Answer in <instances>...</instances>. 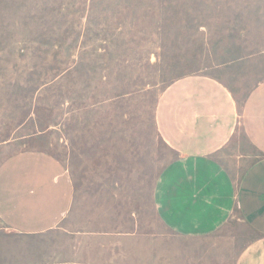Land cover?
I'll list each match as a JSON object with an SVG mask.
<instances>
[{
	"label": "rangeland",
	"instance_id": "rangeland-1",
	"mask_svg": "<svg viewBox=\"0 0 264 264\" xmlns=\"http://www.w3.org/2000/svg\"><path fill=\"white\" fill-rule=\"evenodd\" d=\"M198 74L239 102L264 82V0H0V166L41 151L74 187L48 233L0 222V264H235L256 236L238 217L186 238L153 205L158 102Z\"/></svg>",
	"mask_w": 264,
	"mask_h": 264
},
{
	"label": "crops",
	"instance_id": "crops-1",
	"mask_svg": "<svg viewBox=\"0 0 264 264\" xmlns=\"http://www.w3.org/2000/svg\"><path fill=\"white\" fill-rule=\"evenodd\" d=\"M156 126L174 156L153 191L160 221L201 238L238 217L256 236L235 264H264V82L239 102L212 76L184 77L162 93ZM73 200L65 167L47 153L22 152L0 166V222L13 233L52 231Z\"/></svg>",
	"mask_w": 264,
	"mask_h": 264
}]
</instances>
